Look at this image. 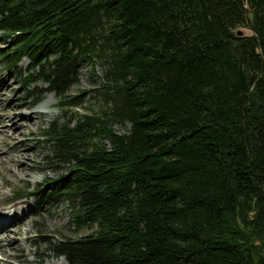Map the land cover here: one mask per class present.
I'll list each match as a JSON object with an SVG mask.
<instances>
[{
	"label": "trees",
	"instance_id": "obj_1",
	"mask_svg": "<svg viewBox=\"0 0 264 264\" xmlns=\"http://www.w3.org/2000/svg\"><path fill=\"white\" fill-rule=\"evenodd\" d=\"M0 41L30 104L63 110L31 194L70 208L53 256L264 264V0H0ZM82 66L94 112L69 95Z\"/></svg>",
	"mask_w": 264,
	"mask_h": 264
},
{
	"label": "rangeland",
	"instance_id": "obj_2",
	"mask_svg": "<svg viewBox=\"0 0 264 264\" xmlns=\"http://www.w3.org/2000/svg\"><path fill=\"white\" fill-rule=\"evenodd\" d=\"M243 33L250 34L246 30ZM3 46L0 41V48ZM26 64L27 61L24 60L21 65L25 67ZM88 69L87 66L80 67L79 83L72 86L69 92L72 96L83 94L85 97V102L82 108L76 110L77 113L84 110L94 112L103 106L97 98L89 94V91L99 85L101 71L98 66L91 73ZM36 87L44 89L41 83ZM62 113L63 110L58 107L52 94H46L42 103L33 107L25 98L18 75L0 65V214L6 216L5 209L10 202L25 201L26 206L15 214L17 219L15 224L9 225L8 232L3 235L0 232V264L5 250L12 254L13 250L8 248L12 239L18 242L20 251H15L18 259L10 257L11 262H19V256L22 255L25 261L20 264H66L63 258L53 256L48 245L60 237L74 234L73 227L68 224L69 206L60 201L43 202L40 196L36 199L31 196L34 193L39 194L37 190L58 176L57 170L49 169L42 163L40 139L47 125ZM25 115L28 116L26 120ZM9 118L13 125L3 133L1 125L7 123ZM16 124L22 126L17 130ZM114 129L119 134H125L129 125H116ZM22 215L26 216L23 221L20 218ZM37 236H46L48 244L42 243Z\"/></svg>",
	"mask_w": 264,
	"mask_h": 264
},
{
	"label": "bare ground",
	"instance_id": "obj_3",
	"mask_svg": "<svg viewBox=\"0 0 264 264\" xmlns=\"http://www.w3.org/2000/svg\"><path fill=\"white\" fill-rule=\"evenodd\" d=\"M42 103V102H41ZM16 117V116H15ZM15 117H13V120H15ZM28 116L25 115L24 119L26 120ZM12 120V121H13ZM13 125V123L11 122V118H9V121L6 123H3V125H1V128L3 129V133H5L4 131H6L7 129H9L11 126ZM17 126V130L22 126V124H16ZM24 126V125H23ZM23 129V128H22ZM20 129V130H22ZM8 131V130H7ZM6 131V132H7ZM12 131V130H11ZM10 134V133H9ZM12 134V133H11ZM5 135V134H3ZM35 197V196H33ZM37 197H35L36 199ZM25 206V201H18V202H10L9 203V207L7 209H5L7 211L6 216H2L1 213L0 214V232L1 235L5 234L8 232L9 228H10V224H15V220L17 219V215H15L18 211L22 210ZM26 207V206H25ZM4 215V214H3ZM4 217V218H3ZM26 216L22 215L20 218L23 220H25ZM10 245H8V248H11L12 254L10 255L8 253V250H5V252H3V261L2 264H20L22 262L25 261L24 257H22V255H20L19 257H21L20 260H18L19 262H11L9 259L10 257H12L13 259H18L16 258V254L15 251L18 250L20 251L18 242L14 239H12L9 243ZM11 244H13V246H11ZM15 257V258H14Z\"/></svg>",
	"mask_w": 264,
	"mask_h": 264
},
{
	"label": "water",
	"instance_id": "obj_4",
	"mask_svg": "<svg viewBox=\"0 0 264 264\" xmlns=\"http://www.w3.org/2000/svg\"><path fill=\"white\" fill-rule=\"evenodd\" d=\"M237 35H238V36H241V35H242V31H238V32H237Z\"/></svg>",
	"mask_w": 264,
	"mask_h": 264
}]
</instances>
